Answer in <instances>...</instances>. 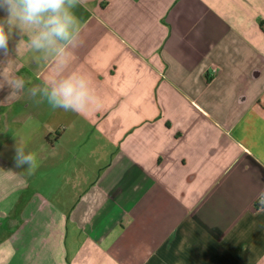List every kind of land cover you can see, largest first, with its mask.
<instances>
[{
  "label": "crops",
  "instance_id": "1",
  "mask_svg": "<svg viewBox=\"0 0 264 264\" xmlns=\"http://www.w3.org/2000/svg\"><path fill=\"white\" fill-rule=\"evenodd\" d=\"M71 11V41L43 50L5 27L0 264H264V0ZM69 76L88 81L86 115L48 103Z\"/></svg>",
  "mask_w": 264,
  "mask_h": 264
},
{
  "label": "clouds",
  "instance_id": "2",
  "mask_svg": "<svg viewBox=\"0 0 264 264\" xmlns=\"http://www.w3.org/2000/svg\"><path fill=\"white\" fill-rule=\"evenodd\" d=\"M78 4L80 0H0V10L5 13V16L0 17V51L7 54L9 34L5 31V27L13 24L34 30L29 43L36 50L54 46L58 41H71V27L78 22L71 9ZM9 84L15 90L22 91L24 80L22 77H17L14 82L9 81ZM2 87L3 85L0 84V88ZM45 92L48 103L53 109H63L80 115H86L90 110L91 89L83 76H69L52 81L50 90L46 89ZM35 94V88L29 90L30 96L34 97ZM13 159L16 168L27 165L26 170L29 173L34 172L38 167L36 154L26 151L23 145L15 146ZM257 200L261 210H264V192Z\"/></svg>",
  "mask_w": 264,
  "mask_h": 264
},
{
  "label": "built area",
  "instance_id": "3",
  "mask_svg": "<svg viewBox=\"0 0 264 264\" xmlns=\"http://www.w3.org/2000/svg\"><path fill=\"white\" fill-rule=\"evenodd\" d=\"M256 204H257V206L260 208V205L258 204V200H257Z\"/></svg>",
  "mask_w": 264,
  "mask_h": 264
}]
</instances>
